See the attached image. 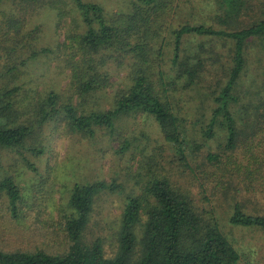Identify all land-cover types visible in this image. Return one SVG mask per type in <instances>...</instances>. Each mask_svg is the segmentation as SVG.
<instances>
[{
    "label": "trees",
    "instance_id": "obj_1",
    "mask_svg": "<svg viewBox=\"0 0 264 264\" xmlns=\"http://www.w3.org/2000/svg\"><path fill=\"white\" fill-rule=\"evenodd\" d=\"M183 1L132 0L126 11L112 16L97 3L84 0L42 2L46 9L56 12L58 20L63 17L64 6L72 5L84 28L79 33L66 32L59 45L64 51V66L57 75L68 79L63 92L26 90L18 106L7 100L0 107V155L3 149L21 154L25 147L33 154H42V146H29L27 140L35 136L33 129L40 132L52 121L62 122L82 137H93L97 129L114 132L120 117L140 113L152 117L162 138L174 146L182 161L187 160L185 145L193 134L188 127L192 118L189 111L196 108L189 105L194 95L186 93L197 94L195 87L203 75L221 63L220 53L205 50L208 41L221 39L229 42L226 78L217 91L211 92L209 120L199 132L205 142L221 141L216 152H208L209 166L205 164L204 171L213 177L212 193L222 210L217 211V205H203L206 182L199 181L198 175L204 171L197 174L187 160L188 182L199 189L192 191L194 185L182 189L165 175L153 177L142 193L125 198L119 222L112 226L108 246L113 249L108 253L101 237L86 242L85 230L97 196L121 187L103 180L75 182L63 224L69 240L67 249L61 253L0 249V264H238L241 252L223 230L222 219L235 227L264 229V211L248 212L244 203L260 193L264 196V101L241 106L238 93L249 45L253 41L264 45V15L242 24L239 17L248 15L247 0H215L208 16L173 27L169 23L171 10L187 2ZM207 19H211L209 23ZM213 21L232 28L216 27ZM38 31V26L26 27L31 40ZM121 69L126 72L124 83L113 91L111 105L104 107L98 92L110 87L113 72ZM262 76L264 80V68ZM18 89L1 93L7 96ZM235 105L243 109L235 111ZM21 109L26 110V121L12 113ZM128 147L126 139L121 150ZM229 169L233 174L244 173L251 181L249 185L261 183L262 187L252 190L243 201L232 197L220 186ZM36 186L30 183L20 189L9 177L0 181V194L7 197L11 217L19 221L23 208L38 204L40 187L38 191ZM225 205L229 209H224Z\"/></svg>",
    "mask_w": 264,
    "mask_h": 264
},
{
    "label": "rangeland",
    "instance_id": "obj_2",
    "mask_svg": "<svg viewBox=\"0 0 264 264\" xmlns=\"http://www.w3.org/2000/svg\"><path fill=\"white\" fill-rule=\"evenodd\" d=\"M45 1L0 2V107L6 105L7 100L16 102L18 106L21 98L26 95V90L45 94L49 91L63 92L67 87L68 79H59L57 75L64 66V51L59 45L64 42L66 32L79 33L84 27L72 10V5L64 6L63 17L58 20L55 11L41 5ZM84 1L97 3L103 7L106 14L112 16L117 12L126 11L132 0ZM184 1L187 2H180L179 5L175 3L177 7L171 10L169 23H172L173 27L193 18L208 16L210 6L214 7L215 3V0ZM247 2L250 4L247 17H239L242 24L264 15V0ZM210 20L207 19V22ZM212 23L219 28H232L231 25L216 21ZM35 26L39 27V31L31 40L27 36L29 33L26 32V27ZM263 48V44L253 41L246 51V70L238 87L241 106L250 101H264ZM205 50L207 53L212 50L220 53L222 59L221 63L216 65L215 71L203 75L195 87L197 94L186 93L194 95L195 99L189 105L196 109L189 111L192 118H189L188 127L193 134L189 137L190 142L185 145V153L197 174L198 170L204 171L205 164L209 166L206 156L208 152H216L218 142H221L218 139L205 142L199 130L209 120L211 92L217 91L225 81L224 66L229 42L213 39L207 42ZM125 73L124 69L114 71L111 76L112 85L105 91L98 92L97 96L104 103V107L111 105L113 91L123 85ZM17 87L20 89L10 95L1 93L3 90ZM241 106L235 105L233 109L242 110ZM12 113L16 118L26 121V110H14ZM33 130L35 136L27 140V145L42 146V154H33L26 150V147L21 154L12 149L1 151L0 181L4 177L12 178L20 189L24 185L29 187L30 183H34L37 189L40 187V191L38 189V204L23 208L24 214L19 221L11 217L7 197L0 194V249H43L51 253L65 251L69 240L63 230V224L69 212L68 199L75 182L103 180L121 187L115 191H103L97 196L94 212L85 230V241L91 242L95 237H101L108 253L113 249L108 246L112 226L119 222L125 198L142 193L146 183L153 177L165 175L182 189L191 185H194L191 187L192 191L199 189L197 184L188 182L187 177L191 175L186 168L187 160L182 161L174 146L162 138L156 122L149 115L139 113L122 116L117 120L114 132L97 129L93 137L72 133L62 122L46 123L40 132L36 128ZM126 139L129 140V147L122 151L121 143ZM198 179L206 182L205 195L202 198L207 199L203 200V205L207 208L217 205V211H221V202H217L212 193L213 177L204 171L203 175H198ZM222 180L220 186L229 190V195L241 201L245 196L251 195L252 190L258 191V188L262 187L261 183L249 185L251 181L244 173L233 174L230 169ZM244 203L248 212L259 214L264 211V196L261 193L254 200L248 199ZM225 207L224 209H229L226 205ZM221 223L225 233L241 252L238 264H264V229L231 226L227 219H222Z\"/></svg>",
    "mask_w": 264,
    "mask_h": 264
}]
</instances>
